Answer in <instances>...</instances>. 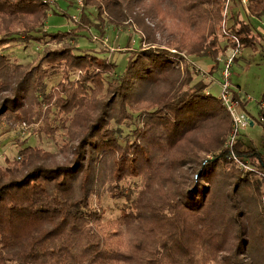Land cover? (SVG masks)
Wrapping results in <instances>:
<instances>
[{
    "label": "trees",
    "instance_id": "trees-1",
    "mask_svg": "<svg viewBox=\"0 0 264 264\" xmlns=\"http://www.w3.org/2000/svg\"><path fill=\"white\" fill-rule=\"evenodd\" d=\"M45 1L0 0V121L24 113L27 127L50 123V129L45 125L44 131L38 130L44 134L53 130L51 116L58 114L68 139L57 129L65 145H56L71 154L60 163L57 154L25 141L18 144L22 151L17 160L0 165V264L264 262L258 259L264 258V149L241 133L230 147L234 119L221 97L209 90L211 84L194 75L183 77L185 61L178 53L152 46L135 49L131 42L121 51L130 56L127 70L120 74L111 50L102 56L81 49L77 32H41L39 27L46 26L53 11ZM96 1L85 0L82 21L77 23L83 30L93 25L88 5L95 6L103 30L106 24L128 29L127 1L130 11L137 4L156 20L163 15L153 4L162 5L165 17L191 32L208 24L202 35L205 47L192 56L219 62L238 41L243 49L256 50V41H264V33L244 20L264 17V0H250L247 9L237 0L235 7L245 15L233 9L230 35L223 37L221 0ZM40 15L38 27L14 30L29 16ZM156 32L146 27L147 43L153 46ZM50 41L65 46L54 50ZM21 42L28 47L45 45L32 69L14 61L13 50ZM59 69L64 81L45 91L51 71ZM39 92L41 100L35 97ZM234 99L245 110L240 97ZM33 101L39 103L37 115L26 111ZM130 109L143 115L134 139L127 137L123 145V128L136 121ZM260 120L264 126V96ZM233 154L241 163L257 165L263 176L242 171ZM104 192L123 203L120 218L107 221L105 212L94 206V198ZM232 233L240 241V253L216 261L217 255L231 254Z\"/></svg>",
    "mask_w": 264,
    "mask_h": 264
},
{
    "label": "rangeland",
    "instance_id": "rangeland-1",
    "mask_svg": "<svg viewBox=\"0 0 264 264\" xmlns=\"http://www.w3.org/2000/svg\"><path fill=\"white\" fill-rule=\"evenodd\" d=\"M236 1L237 0H221L223 9L222 12H224V20L220 27L221 37H223L222 35L228 33L230 19L232 18L233 13H235L232 11L233 9H237V7H235ZM96 2L104 4L103 0H98ZM123 2L128 17V20L125 21L126 24H129V26L126 25L128 29H126L124 26L117 27L115 25L106 24L105 29L103 30V28L98 26L101 24V20L99 21L98 13L95 11L96 9L93 5H88L87 8V14L89 15L93 25L85 30L81 29L80 25L77 23H81L82 21V11L85 7V0H46L45 3L52 5L51 8L53 11L51 10L46 26L44 25L39 28L41 32L48 31L50 33L77 32L79 34L77 38L78 47L85 51L101 53L103 56L104 50H111V52L116 54L115 59L119 62L118 72L120 74L127 70L130 56V54L121 53V51H127L123 47L128 46L130 42L135 49L140 48L141 46L143 48L152 46V48L161 47L163 50L168 49L171 52L178 53L180 57L184 58L185 62L181 65L183 77L188 78L191 77V75H194L197 78V81L203 80L206 83L211 84L209 90H211L214 96L218 98L222 96L223 89L221 84L225 82L223 74L227 68L228 60L235 56L234 50L231 49L227 52L226 56H221L219 58V62L210 56L191 55L193 51L196 52L199 50V48L205 47L201 45L203 42L202 35L207 34L209 30L207 27L208 24L202 28L200 27L194 29L191 32V29H187L183 24L177 21H172L170 18L165 17V8H163L162 5L157 7L155 4H153V8L154 10H162L161 15H163V21L156 20L154 15L148 13L149 11L147 12L144 7H140L137 4L135 5L136 9L130 11L128 2ZM237 2H240L241 5H243V7L246 9L250 4V0H242V2L240 0ZM239 9L241 10V8H238L237 10ZM241 11L244 13L243 9ZM123 20H126V18ZM244 20L246 22H251L260 32L264 33V17L258 18L244 16ZM42 21L43 17H41V15L29 16L27 19H25L22 27L19 25H14L13 28L14 30L21 31L24 30V26L27 25H31V27H38L36 25H40ZM147 26H151L154 29L156 28L157 43L155 46L152 45L154 43H147ZM228 35L230 34L228 33ZM231 36L235 38L234 35ZM225 37L226 36H224V39H226ZM211 40H213V38ZM210 41L208 39V42H206L208 47L210 45ZM256 42L259 43L256 44V48L258 50L253 47H247L244 49L240 47L241 54L235 56L237 57V60H234V63L231 67V92L233 96H239L242 102L245 103V110L242 109L240 105V113L242 115L248 116L250 121L254 123V127L250 125L249 128H241V135L245 136L250 143H253L254 146L261 150L264 149V126L261 124L260 120V102L264 96V41L257 40ZM64 43L65 42L58 43L57 41H50L48 46H50L51 49L57 50L64 47ZM239 45L240 44L238 41V44L234 47H239ZM44 51L45 45L32 44L28 47L25 43L21 42L18 44V47L13 50L15 54L14 61L18 60L20 63H23L32 69L38 65L39 59L44 55ZM108 54L110 55V53ZM173 61L175 62L176 58H173ZM214 68L216 69L214 74H212L211 71ZM62 70L63 69L51 71L52 75L48 80V85L45 91L50 92L55 86L64 81V73ZM164 88L162 90L157 89L154 96L161 95L164 92ZM43 90L44 89H42V91ZM42 95V92H39L35 97L41 100ZM37 107H39V103L33 101L32 103L27 104L26 111H30L31 113L34 112V114L37 115ZM130 110L131 113H135L136 121L127 124L123 128L124 136L121 140L123 145H125L127 137L134 139V133L141 123V118L139 115H143V112H139L134 109ZM45 112L47 111L45 110ZM51 117L55 119V123H53V130L51 132H47L45 130L44 134H42V132L39 133L38 130L44 131L45 125L47 129H50V123L46 124L45 121L44 123L42 121L34 122L35 124L28 127L29 130L28 128L24 130V125L26 124V114L24 113H14L6 116L3 121H0V165L5 167L7 160H17L19 158L20 152L22 151V148L20 149L19 145L25 141H29L28 146L39 147L51 153L57 154L58 162L60 163H65L67 159H70L71 152L69 154V152L66 151L67 148H65V152L60 150L61 145L65 144H61L62 138L57 134V129H62V135H65V138L68 139V133L63 130V126L60 121L61 117L58 114L52 115ZM113 128H116V126L113 125ZM34 130L38 133H35ZM56 143L60 145V149L59 147L57 148L58 144L56 145ZM76 146L77 143L73 145V147ZM203 157L206 159L212 158V156ZM239 162L235 161L242 171H250V173L256 174L258 178L259 176H263L261 169L257 165L253 163H241L240 159ZM18 167L20 166L18 165L17 168ZM93 204L96 208H99L105 212L107 221L116 220L122 215L121 208L123 203H117L113 201L110 194L107 192H104L101 198H94ZM232 235L233 237H231L230 242L231 254L217 255L213 259L223 262L225 257L231 256L234 258L235 255L240 253V241L236 239L237 236H235L234 233H232ZM258 259L264 258L259 256ZM260 263V261L255 262V264ZM261 264H264V262Z\"/></svg>",
    "mask_w": 264,
    "mask_h": 264
},
{
    "label": "built area",
    "instance_id": "built-area-1",
    "mask_svg": "<svg viewBox=\"0 0 264 264\" xmlns=\"http://www.w3.org/2000/svg\"><path fill=\"white\" fill-rule=\"evenodd\" d=\"M241 45L239 47L234 48V54L235 56L241 54ZM235 56L230 58L227 62V68L224 71V80L225 82L221 84L223 92L221 99L226 105V108L228 109L229 113L231 114L232 118L234 119V129L235 132L231 138L230 142V147L232 148L234 144L236 143L238 136L240 134L241 128H249L250 125H252V122L246 115H242L239 111L240 103L234 99V96L232 95L231 92V79H232V74H231V67L232 64L234 63ZM28 127L24 125V129H27ZM234 160L238 161V158L235 154L232 155ZM239 162V161H238Z\"/></svg>",
    "mask_w": 264,
    "mask_h": 264
},
{
    "label": "water",
    "instance_id": "water-1",
    "mask_svg": "<svg viewBox=\"0 0 264 264\" xmlns=\"http://www.w3.org/2000/svg\"><path fill=\"white\" fill-rule=\"evenodd\" d=\"M252 126H254V123H252Z\"/></svg>",
    "mask_w": 264,
    "mask_h": 264
},
{
    "label": "crops",
    "instance_id": "crops-1",
    "mask_svg": "<svg viewBox=\"0 0 264 264\" xmlns=\"http://www.w3.org/2000/svg\"><path fill=\"white\" fill-rule=\"evenodd\" d=\"M252 127H254V126H252Z\"/></svg>",
    "mask_w": 264,
    "mask_h": 264
}]
</instances>
